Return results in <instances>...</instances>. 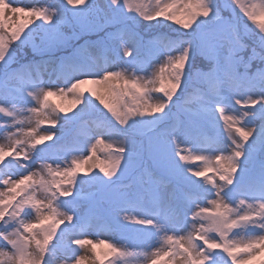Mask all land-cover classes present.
Returning <instances> with one entry per match:
<instances>
[{
  "label": "snow or ice",
  "instance_id": "snow-or-ice-1",
  "mask_svg": "<svg viewBox=\"0 0 264 264\" xmlns=\"http://www.w3.org/2000/svg\"><path fill=\"white\" fill-rule=\"evenodd\" d=\"M0 139V264H264V0H0Z\"/></svg>",
  "mask_w": 264,
  "mask_h": 264
},
{
  "label": "rangeland",
  "instance_id": "rangeland-1",
  "mask_svg": "<svg viewBox=\"0 0 264 264\" xmlns=\"http://www.w3.org/2000/svg\"><path fill=\"white\" fill-rule=\"evenodd\" d=\"M23 2L25 4H31V3L38 2V0H23ZM47 2H49V3H51V2L59 3V0H47ZM224 15H228V13H224ZM177 27H179V26L178 25H172L173 30L175 28H177ZM144 31H145V33L147 35H151L153 30H147V29H145ZM31 58H32V56L31 57H28V59H31ZM36 58L39 59L40 57H36ZM25 62L26 61L21 60V63H25ZM17 66L18 65H13L14 68L17 67ZM54 131L56 132L57 136H60V135L64 134L66 136V138L73 134L71 129H69V128H63V127H60L59 125H58L57 129H54ZM41 132H43V128L41 129ZM0 142H3L2 139H0ZM50 143H53V142H50ZM61 227H63V226H61ZM93 231L95 233H97V234L90 235L88 237L89 239H94V240L108 239V240H113V241L119 239V237L117 235L113 234L110 230H108L106 228L93 229ZM87 253H88V255H91L90 248L87 250Z\"/></svg>",
  "mask_w": 264,
  "mask_h": 264
},
{
  "label": "trees",
  "instance_id": "trees-1",
  "mask_svg": "<svg viewBox=\"0 0 264 264\" xmlns=\"http://www.w3.org/2000/svg\"><path fill=\"white\" fill-rule=\"evenodd\" d=\"M32 55H31V50L30 49H28L27 50V57H31Z\"/></svg>",
  "mask_w": 264,
  "mask_h": 264
},
{
  "label": "bare ground",
  "instance_id": "bare-ground-1",
  "mask_svg": "<svg viewBox=\"0 0 264 264\" xmlns=\"http://www.w3.org/2000/svg\"><path fill=\"white\" fill-rule=\"evenodd\" d=\"M53 99H55V98H53Z\"/></svg>",
  "mask_w": 264,
  "mask_h": 264
}]
</instances>
